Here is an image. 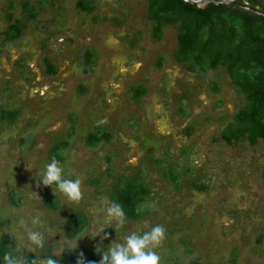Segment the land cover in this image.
Listing matches in <instances>:
<instances>
[{"label": "rangeland", "instance_id": "rangeland-1", "mask_svg": "<svg viewBox=\"0 0 264 264\" xmlns=\"http://www.w3.org/2000/svg\"><path fill=\"white\" fill-rule=\"evenodd\" d=\"M23 1L36 0H0V239L16 255L59 256L69 248L95 247L87 235L101 226L103 209L113 203L112 186L140 175L151 189L141 207L147 217L126 218L116 230L103 225L105 250L133 231L161 225L160 264H264V143L222 145V122L245 104L226 71L188 73L174 62L177 28L164 27L157 41L148 0H89L95 7L90 14L79 10L80 0H41L45 7L35 19L22 13ZM7 16L27 22L14 42L3 36ZM87 51L94 60L89 67ZM44 57L56 65L57 75L45 73ZM135 84L148 88L139 102L130 93ZM5 110L18 114L16 122L1 121ZM188 127L191 137L184 132ZM98 131L110 139L89 147L87 138ZM185 141L197 152L181 163L188 166L186 181L180 169L168 170L177 176L174 184L159 167H150L147 149L155 151V161L178 165ZM57 146L65 175L81 181L78 203L36 187L35 175L39 180ZM191 181L206 182L209 190L199 192ZM32 190L39 195L35 199H29ZM48 201L58 208L47 207ZM75 212L84 213L90 225L68 239L62 227ZM38 214L44 247L29 250L18 221Z\"/></svg>", "mask_w": 264, "mask_h": 264}, {"label": "trees", "instance_id": "trees-1", "mask_svg": "<svg viewBox=\"0 0 264 264\" xmlns=\"http://www.w3.org/2000/svg\"><path fill=\"white\" fill-rule=\"evenodd\" d=\"M77 7L88 14L95 10L89 0H80ZM26 12L30 19L37 16L32 7L27 6ZM147 18L154 24L153 32L157 41L163 39L164 27L177 28L178 48L173 56L174 62L183 65L188 73L207 74L222 68L234 88L245 97V104L225 127L223 140L230 145L246 140L256 145L259 140H264V17L253 16L223 5H210L201 10L182 0H148ZM23 34L24 28L17 20L9 27L6 36L18 39ZM85 59L86 65L93 63L91 53H88ZM56 73V67L47 61L46 74L54 76ZM147 93L148 88L142 87L134 93V98L138 100ZM221 105L222 102L219 106ZM17 117L16 112L5 110L1 121L12 123L16 122ZM193 132L194 130L187 131L189 135ZM103 139L109 140L110 135L98 131L87 138V143L94 147ZM59 149V146L54 149L57 160H61L57 154ZM169 179L173 183L178 182L175 175H170ZM194 188L200 192L208 191L207 184L194 183ZM150 195V187L137 177L126 181L119 180L110 190L112 202L119 203L125 217L131 220H143L147 217L141 207ZM46 205L51 209L58 208L57 203L51 201ZM89 225V218L84 213L75 212L67 217L62 229L68 239H75L85 233ZM6 252L20 256L14 254L8 240L0 239V264ZM80 252H83L89 261L100 259L93 246L74 249L57 258L60 259V264H75ZM34 255L36 254L23 255L25 264H32ZM193 264L199 263L195 261Z\"/></svg>", "mask_w": 264, "mask_h": 264}, {"label": "clouds", "instance_id": "clouds-1", "mask_svg": "<svg viewBox=\"0 0 264 264\" xmlns=\"http://www.w3.org/2000/svg\"><path fill=\"white\" fill-rule=\"evenodd\" d=\"M28 167L29 165L27 164ZM35 179L37 188L41 184L45 187H50L53 192H60L69 203H78L82 199L80 179L68 178L60 165V161L55 157L44 165L40 173V179L38 180L36 175ZM37 196H39L38 193L32 190V193L29 194V199H35ZM103 215L104 219L101 222V226L93 229L87 235V237L96 241L95 249L100 259L98 261H89L84 253L80 252L75 264H160V256L156 249L160 247L164 239L165 229L163 226H153L150 231L143 233L133 231L125 235L122 242L117 240L111 242L105 250L103 240L108 239V233L104 231L103 225L114 224L115 228L112 229L116 230L123 227L126 217L119 203H112L110 206L105 207ZM18 223L20 228L27 233L28 244L26 247L29 250L44 247L45 237L40 231L43 223L39 214L29 219L21 217ZM48 234L51 236L52 233L49 231ZM67 250L74 249L69 248ZM2 264H25V257L23 255L14 256L6 252L3 256ZM32 264H60V259L57 258L55 251H53L50 255L43 257L34 255Z\"/></svg>", "mask_w": 264, "mask_h": 264}, {"label": "flooded vegetation", "instance_id": "flooded-vegetation-1", "mask_svg": "<svg viewBox=\"0 0 264 264\" xmlns=\"http://www.w3.org/2000/svg\"><path fill=\"white\" fill-rule=\"evenodd\" d=\"M239 2L240 3H247V4H249V5H251V6H253V7H257V8H259L262 12H264V0H239ZM27 6L30 8V7H32V8H34V10L36 11V13L38 14V12L39 11H41L44 7H45V4H44V2L43 1H41V0H36L34 3H32V2H29V1H23L22 2V4H21V9H22V13L24 14H27V12H26V8H27ZM8 7H9V9H10V12H11V14L13 13V11H15L14 9H15V6H14V4L13 3H11V4H9L8 5ZM41 9V10H40ZM85 13V12H84ZM26 19V18H25ZM17 20H19L20 21V25L21 26H23V28L25 29V25L27 24V22L25 21V20H21V19H17V18H13V17H11V16H7V22H6V25H7V28L9 29V27L11 26V25H14L16 22L15 21H17ZM7 33V32H6ZM6 33L5 34H3V36L5 37V40L6 41H16V40H19L20 38H18V39H12V38H8L7 36H6ZM132 45H134V43L132 44ZM87 53H91V51H87ZM92 55V54H91ZM85 58H86V55H85ZM84 58V64L86 63V59ZM47 61H50V59H48L47 57H44V59H43V64H44V67H45V73H46V62ZM94 61V60H93ZM51 62V61H50ZM52 63V62H51ZM55 67H56V65L54 64V63H52ZM91 65V64H90ZM90 65H86L87 67H89ZM57 69V68H56ZM57 73H58V71H57ZM57 73H56V75H57ZM142 87H145L143 84L141 85V84H135V85H132L131 87H130V93L131 94H133L134 95V93L136 92V91H138L139 89H141ZM144 97V96H143ZM143 97H140L138 100L136 99H134L135 101H137V102H139ZM227 122V121H226ZM223 124H225V126H226V124L227 123H223ZM144 125L145 126H147V124H146V122H144ZM191 127V126H190ZM190 127H188V128H190ZM145 131H146V129H145ZM152 134V133H151ZM188 137H190V136H188ZM155 138V137H154ZM169 145H171V144H169ZM186 146V145H185ZM184 146V148L182 149V151H180V152H182V153H179L178 154V159H180L181 160V162L179 163L178 162V165H173V164H165V163H163L162 161H160V160H157V161H155V151L152 149V148H148L147 149V155L149 156V158H150V160H149V165H150V167L151 168H154L155 169V166L156 167H159V169L162 171V173L164 174V175H166V176H168V178H169V175L167 174L168 173V170H170V171H173V170H176V169H180L181 171H179L180 173H185L184 174V177H185V181H186V179L187 178H189L188 177V174H189V172H188V166L186 165V168H184L183 167V165L181 164L182 162H186V158H189V161L191 162V160H192V155L194 154V152L193 151H191V152H188L186 155H184L183 154V151L186 149V147ZM90 147V146H89ZM170 153H172L173 151H172V149L169 151ZM173 154V153H172ZM171 154V155H172ZM170 155V154H169ZM168 155V156H169ZM163 164H164V166H163ZM187 172H188V174H187ZM140 176V175H139ZM138 175H136V176H130V178H133V177H137V178H139L140 180H141V177H139ZM129 178V179H130ZM129 179H127V180H129ZM142 181V180H141ZM143 182V181H142ZM187 183V182H186ZM194 183H198V182H194V181H191V182H189V184L191 185V187H193L194 188ZM202 182H199V184H201ZM146 184V183H145ZM175 184V183H174ZM203 184H207L206 182L205 183H203ZM147 186H148V184H146ZM131 220V219H130Z\"/></svg>", "mask_w": 264, "mask_h": 264}, {"label": "water", "instance_id": "water-1", "mask_svg": "<svg viewBox=\"0 0 264 264\" xmlns=\"http://www.w3.org/2000/svg\"><path fill=\"white\" fill-rule=\"evenodd\" d=\"M183 2L197 7L198 9H207L210 5H223L228 8L236 9L253 16L264 17V12L259 8L253 7L247 3H240L239 0H182Z\"/></svg>", "mask_w": 264, "mask_h": 264}, {"label": "crops", "instance_id": "crops-1", "mask_svg": "<svg viewBox=\"0 0 264 264\" xmlns=\"http://www.w3.org/2000/svg\"><path fill=\"white\" fill-rule=\"evenodd\" d=\"M180 107L178 108V114H179V117L181 118V119H184L186 116L184 115V114H181L180 112ZM239 112V109L236 111V113L233 115V117L232 118H230L226 123V126L234 119V117L236 116V114ZM223 123H225V122H222V125H221V128H220V131H219V133H220V139L222 140V145L223 144H225V146H228L229 148H231V149H235V148H237L238 146H240V144H249L250 145V147H252V148H254V147H256V146H258L260 143H264V140H259V142L256 144V145H252V144H250V142L248 141V140H246V141H243V142H239V143H237V144H235V145H230V144H227L224 140H223V137H222V135H223V131H224V129H225V124H223ZM189 130H191L190 128H187V129H185V134L187 135V136H190L191 137V135H193V134H191V135H189L188 133H187V131H189ZM194 133V132H193ZM205 138H206V140L205 141H210V138L211 137H209V136H205ZM186 142V149H187V151L188 152H191V151H193L194 152V154H195V152H197V147H192V146H190L191 145V143H190V141H185ZM192 142V141H191ZM211 142H213L212 144H214V139L213 140H211ZM189 154V153H188ZM204 157H208V153H207V151H206V153H205V155H204ZM243 169V165H239V167H238V170L239 171H241ZM223 169H221V171H222ZM230 170L231 171H233V169H231L230 168ZM247 170V169H246ZM224 172V170L222 171V173ZM260 179H261V181H263L264 182V169L263 170H261L260 171ZM201 184H203V183H201ZM207 186H208V184H207ZM208 190H209V187H208ZM200 192V191H199Z\"/></svg>", "mask_w": 264, "mask_h": 264}]
</instances>
